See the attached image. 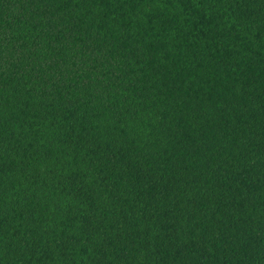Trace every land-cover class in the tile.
<instances>
[{
    "label": "trees",
    "instance_id": "trees-1",
    "mask_svg": "<svg viewBox=\"0 0 264 264\" xmlns=\"http://www.w3.org/2000/svg\"><path fill=\"white\" fill-rule=\"evenodd\" d=\"M0 264H264V0H0Z\"/></svg>",
    "mask_w": 264,
    "mask_h": 264
}]
</instances>
